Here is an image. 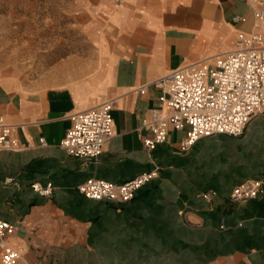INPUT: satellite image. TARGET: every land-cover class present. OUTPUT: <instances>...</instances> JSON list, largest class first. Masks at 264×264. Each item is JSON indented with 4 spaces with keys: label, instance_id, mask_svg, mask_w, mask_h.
Here are the masks:
<instances>
[{
    "label": "crops",
    "instance_id": "1",
    "mask_svg": "<svg viewBox=\"0 0 264 264\" xmlns=\"http://www.w3.org/2000/svg\"><path fill=\"white\" fill-rule=\"evenodd\" d=\"M119 4L128 26L114 24L122 37L116 52L106 38L103 72L33 92L0 83V115L29 144L0 150V218L15 225L10 240L22 252L18 264H264V194L230 198L231 189L248 179L262 181L264 190V114L253 116L239 137H204L184 151L186 127L170 128L166 142L151 151L143 144L150 130L139 129L160 104L153 81L232 49L237 33L251 30L248 4ZM145 8L153 13L141 15ZM101 96L116 98L113 137L96 161L68 155L58 143L69 115ZM41 137L48 145L40 144ZM154 167L158 177L129 202L93 200L77 190L93 176L121 184ZM34 182L51 183L52 195L34 192Z\"/></svg>",
    "mask_w": 264,
    "mask_h": 264
},
{
    "label": "built area",
    "instance_id": "2",
    "mask_svg": "<svg viewBox=\"0 0 264 264\" xmlns=\"http://www.w3.org/2000/svg\"><path fill=\"white\" fill-rule=\"evenodd\" d=\"M253 23L248 32L237 33L232 49L200 62L183 65L153 81L159 89V106L149 110L139 129L151 137L143 139L147 150L165 143L168 130L186 127L180 142L182 151L199 139L215 135L239 137L250 119L264 114V0H245ZM240 17L236 16L235 20ZM145 91V86L140 87ZM116 98H106L87 109L69 115L70 126L58 145L68 155L96 161L104 145L113 137L112 110ZM15 126L0 115V150L29 147L15 135ZM42 146L48 145L44 137ZM158 177V168L143 171L121 184L90 177L77 186L80 194L93 200L129 202L138 189ZM41 196L52 195V184H31ZM264 194L262 181L248 179L234 186L230 198L245 201ZM209 193H205L207 197ZM15 225L0 218V264H18L22 252L11 242Z\"/></svg>",
    "mask_w": 264,
    "mask_h": 264
},
{
    "label": "rangeland",
    "instance_id": "3",
    "mask_svg": "<svg viewBox=\"0 0 264 264\" xmlns=\"http://www.w3.org/2000/svg\"><path fill=\"white\" fill-rule=\"evenodd\" d=\"M119 3L0 0V83L6 89L33 92L69 86L103 72L106 38L111 52H116L122 38L117 27L128 26L127 10ZM152 9L140 14L153 13Z\"/></svg>",
    "mask_w": 264,
    "mask_h": 264
}]
</instances>
